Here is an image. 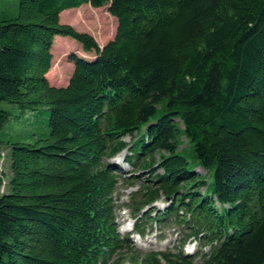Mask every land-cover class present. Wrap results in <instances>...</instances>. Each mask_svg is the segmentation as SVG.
Instances as JSON below:
<instances>
[{"label": "trees", "instance_id": "16d2710c", "mask_svg": "<svg viewBox=\"0 0 264 264\" xmlns=\"http://www.w3.org/2000/svg\"><path fill=\"white\" fill-rule=\"evenodd\" d=\"M14 3L0 0V264H122L128 254L163 264L125 246L113 221L107 158L134 132L157 180L145 201L184 191L222 240L203 264H264V0H18L16 12ZM85 4L117 18L103 47L61 21ZM57 35L96 54L71 55L65 86L48 77ZM28 115L35 133L17 139L13 125Z\"/></svg>", "mask_w": 264, "mask_h": 264}, {"label": "rangeland", "instance_id": "374dc122", "mask_svg": "<svg viewBox=\"0 0 264 264\" xmlns=\"http://www.w3.org/2000/svg\"><path fill=\"white\" fill-rule=\"evenodd\" d=\"M11 4L16 1L13 5V10L16 12L18 10V0H8ZM61 21L62 23H67L73 26L76 30L82 32H88L92 34L101 46L105 45L109 40L113 39L116 35L118 21L117 18L110 14L108 11V5L95 8L90 4H85L80 8H70L62 12ZM54 64L52 66L51 72L48 74V77L53 85L65 86L68 85L70 78L73 74L74 63L71 62V55L77 54L89 59L95 58V52H85L83 50L82 44L77 41L75 38L70 36L57 35L54 40ZM30 115L26 116L18 123L13 125V128L18 131V135H15L17 139L31 140L27 135L29 133H35L34 126L30 125L31 120L28 119ZM48 118V117H47ZM44 122H42V127ZM27 132L28 130H32ZM185 139V137H183ZM127 140L131 139V136L126 137ZM187 140L185 139L184 146H187ZM5 158L2 160V168L4 169L6 175L11 176V151L10 149H5ZM197 171L201 174L206 173V170L202 167H196ZM9 178L6 179L3 192L7 191V182ZM123 183V182H122ZM135 186H140V183H136ZM127 188L125 185H121L119 195L123 198L127 196ZM135 264L129 259L124 261V264Z\"/></svg>", "mask_w": 264, "mask_h": 264}]
</instances>
